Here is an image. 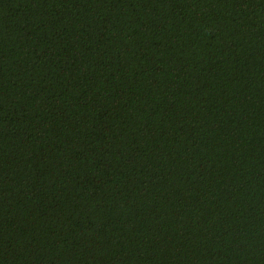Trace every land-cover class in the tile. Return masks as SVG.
Listing matches in <instances>:
<instances>
[{"label":"trees","instance_id":"16d2710c","mask_svg":"<svg viewBox=\"0 0 264 264\" xmlns=\"http://www.w3.org/2000/svg\"><path fill=\"white\" fill-rule=\"evenodd\" d=\"M0 264H264V0H0Z\"/></svg>","mask_w":264,"mask_h":264}]
</instances>
